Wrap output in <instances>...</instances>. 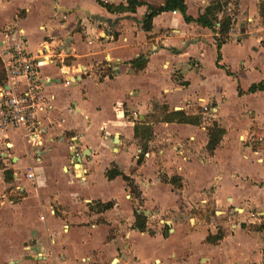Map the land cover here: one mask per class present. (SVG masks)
I'll return each instance as SVG.
<instances>
[{
    "label": "crops",
    "instance_id": "obj_1",
    "mask_svg": "<svg viewBox=\"0 0 264 264\" xmlns=\"http://www.w3.org/2000/svg\"><path fill=\"white\" fill-rule=\"evenodd\" d=\"M139 1L135 13H109L96 0H0V42L8 28L21 31L53 98L34 180L25 174L33 152L20 133L9 130L0 143L12 172L5 182L0 171V264L264 262V151L247 143L255 131L264 143V91L248 93L264 81V45L246 34L261 20L262 0H217L223 9L209 20L218 27L231 18L220 68L217 34L197 22L213 0H184L194 22L164 12L150 32L142 29L147 6L165 1ZM210 53L212 72L204 63ZM140 57L146 64L137 70ZM253 74L258 79L247 81ZM161 111L210 120L164 123L154 119ZM202 120L225 131L212 152ZM144 126L152 138L137 164L134 129ZM112 166L132 189L122 176L106 178ZM96 203L113 206L98 211ZM135 213L144 232L134 229Z\"/></svg>",
    "mask_w": 264,
    "mask_h": 264
},
{
    "label": "built area",
    "instance_id": "obj_2",
    "mask_svg": "<svg viewBox=\"0 0 264 264\" xmlns=\"http://www.w3.org/2000/svg\"><path fill=\"white\" fill-rule=\"evenodd\" d=\"M256 26L251 32L245 33L256 36L258 42L264 45V19ZM20 32L8 28L0 42L3 71V78L0 79V143L5 144L7 131L20 133L25 147L33 152V155L27 153L25 156L28 163L25 174L29 180H34L32 163L47 141L48 126L44 121L52 111L53 98L45 92L48 78L41 75L39 55H32L25 50L26 40ZM237 33L240 34V31ZM17 37V41H11ZM40 57L48 63L53 62V58L44 53ZM69 83L68 79L64 82L65 85ZM207 111L204 108V112Z\"/></svg>",
    "mask_w": 264,
    "mask_h": 264
},
{
    "label": "trees",
    "instance_id": "obj_3",
    "mask_svg": "<svg viewBox=\"0 0 264 264\" xmlns=\"http://www.w3.org/2000/svg\"><path fill=\"white\" fill-rule=\"evenodd\" d=\"M97 3L104 8L109 13H117V12H127V13H135V10L137 7H140L144 5L139 0H126V6H112L109 4H105L102 2V0H96ZM165 3L162 7L154 8L151 6H147V13L145 14L143 20H142V29L145 32H150L152 29V21L153 19L164 12H179L181 16L183 17V20L186 24L194 22V20L189 17L186 14V6L184 3V0H164ZM224 4L220 3L217 0L211 1L209 6L206 8L205 13L199 17L197 22L201 24L204 27H207L211 29L212 31L216 32L217 36L215 38V45H216V52H217V62L216 66L220 68L219 61H220V48L221 46L227 41L228 33L231 30V18L225 16L223 17L218 23L219 26L216 27L215 24H213L209 20V16L215 13H219L222 11ZM259 15L261 16V19H264V0H262L259 3ZM146 64V61L144 58L140 57L134 61H132V66L137 69L141 70L143 69L144 65ZM3 78V71L0 63V79ZM258 91H264V81H261L257 84H252L249 89L248 93H255ZM164 123H178V124H189L194 126L201 125V118L197 116H191L185 114L183 111H177V112H170L166 113L163 118L161 119ZM135 137H140L141 141H139L140 147H141V154L139 155V158L137 160V164H140L142 161V158L144 156V153L146 151V143L152 138V129L150 126H144L141 130L138 127H135ZM225 131L221 128H219L216 124H213L212 128L208 130V144H207V150L209 152H212L215 147L219 144L222 136L224 135ZM105 176L108 180H113L118 176H122L124 180L126 181L129 188H133L132 181L123 176V174L115 168V166H112L106 173ZM3 179L5 182H8L12 179V172L11 171H4ZM175 178H171L168 180V183L175 185ZM137 196V194L135 193ZM135 196V197H136ZM113 206L112 203H96L95 208L98 211H106L111 209ZM135 223H134V229L139 232H144L146 228V220L143 216V214H137L135 213ZM210 240V239H209ZM212 240V239H211Z\"/></svg>",
    "mask_w": 264,
    "mask_h": 264
},
{
    "label": "rangeland",
    "instance_id": "obj_4",
    "mask_svg": "<svg viewBox=\"0 0 264 264\" xmlns=\"http://www.w3.org/2000/svg\"><path fill=\"white\" fill-rule=\"evenodd\" d=\"M259 18L261 19V16L259 15ZM262 20V19H261ZM261 20H258V21H261ZM257 26L254 24V26L252 27V29L251 30H253L254 28H256ZM251 40H255L256 39V36H253V35H251V38H250ZM250 42H252V41H250ZM212 54L210 53V56H209V54L208 55H206L205 56V59H204V63H205V69H206V71H208V72H212V63H213V60H212ZM193 72L196 74V72H195V70H193ZM255 73H259L258 71H256ZM258 75H256V74H253V75H251V76H249V78H247V81H251V80H256V79H258ZM202 113H206V112H202ZM165 115V113L163 112V111H161L159 114H158V116H154V119H157V120H161L162 118H163V116ZM199 116L200 117H202V118H204V119H207V120H210V118L209 117H205V116H202V114L201 113H199ZM203 121V120H202ZM206 122V124H208L209 125V127L207 128V130H209L210 128H212V126H213V123L211 122V121H203V123H205ZM219 127V126H218ZM261 132V131H260ZM263 132L264 131H262V134H263ZM256 133V134H255ZM255 135L254 136H251L250 137V139H249V141H247V143H249L250 145H251V147L252 148H255V149H260V150H262V151H264V143H260V141H259V137L261 136L260 134H258V132L257 131H255ZM255 141H257L258 142V144H261V145H256L255 144ZM6 168H8V166H6V165H4V163H2V161L0 160V171L2 172V173H4V171L5 170H7ZM19 168V172H21V174L24 172V170H23V166H20V167H18ZM13 184H14V182H12V183H10V185L8 184V187L7 188H11V187H13ZM3 200V199H2ZM55 238H57V237H55Z\"/></svg>",
    "mask_w": 264,
    "mask_h": 264
},
{
    "label": "water",
    "instance_id": "obj_5",
    "mask_svg": "<svg viewBox=\"0 0 264 264\" xmlns=\"http://www.w3.org/2000/svg\"><path fill=\"white\" fill-rule=\"evenodd\" d=\"M78 161H80V158H78Z\"/></svg>",
    "mask_w": 264,
    "mask_h": 264
}]
</instances>
